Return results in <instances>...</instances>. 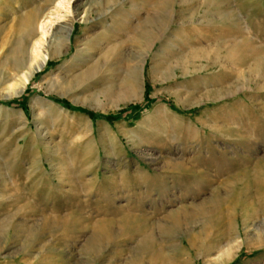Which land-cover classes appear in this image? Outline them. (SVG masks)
Returning a JSON list of instances; mask_svg holds the SVG:
<instances>
[{"label": "rangeland", "instance_id": "rangeland-1", "mask_svg": "<svg viewBox=\"0 0 264 264\" xmlns=\"http://www.w3.org/2000/svg\"><path fill=\"white\" fill-rule=\"evenodd\" d=\"M37 40L47 65L19 92ZM263 197L264 0H0V264L50 260L29 232L54 209L86 225L130 207L179 222L167 264H264ZM88 235L58 262H84Z\"/></svg>", "mask_w": 264, "mask_h": 264}, {"label": "bare ground", "instance_id": "bare-ground-1", "mask_svg": "<svg viewBox=\"0 0 264 264\" xmlns=\"http://www.w3.org/2000/svg\"><path fill=\"white\" fill-rule=\"evenodd\" d=\"M70 1L71 0H50L51 3L53 2V3H55V5L57 7H61V8H66V6L69 5ZM105 1L106 2H113V0H105ZM76 10L77 9L74 10V13L72 14V16L69 19H67V22L64 25L65 30H66V34L63 37L64 44L71 41V34H73L72 31H73L74 26H75V18L79 15V13H76ZM30 18H32V17H30ZM83 20H85V19H83ZM50 21H51L50 18L49 19L43 18L42 21L40 22V24L38 25V27L35 26V30L40 32V34L43 37L46 36V32H47L46 31V25L48 23H50ZM41 44L42 43H40L39 40L35 41L30 48V54L24 58H19L15 64V72H16L15 75L18 76V81L20 83V85L18 87L19 92L24 91V89L30 83V80L32 79V77L34 76V73L36 71L42 70L47 65V61H48L49 56H48V54H44L42 52L41 48H43V47L41 46ZM86 49H87L86 47L79 48V49H77V51H79L78 53H83V52H86ZM29 61H30V63H29ZM15 75H12V78H14ZM12 91L16 92L17 89H12ZM142 177H141V180H142ZM145 179H143V180H145ZM149 181H152V180L150 179ZM155 182L156 181L153 182L154 185H155ZM136 183H137V181H136ZM149 186H146V187L148 188ZM148 191L141 193L143 198L140 200L144 199V201H145V197L147 196ZM217 195H219V194H217ZM129 200H131V199H129ZM76 202H78V201L76 200ZM78 203H76V204H78ZM77 208H80V206H78ZM97 208H99V207H97ZM81 209H82L81 211H83V208H81ZM129 209H125V210L123 209L124 211H121L119 213H117L113 210V212H111V213L107 212L109 214H103L98 209L99 211L97 210V212H100L101 214H103V216L100 217L99 219H96V220H90V222H88V224H86V225L81 224L82 222L79 221L78 216H75L72 213L73 212L72 210H70L72 212L69 211V213L61 214V213H59L60 210L58 211L57 209H54L53 211H51L52 213L50 215L42 216L40 222H33V231L32 232H29V230H27V229H25L23 231H25V232L27 231L30 233L31 241L33 242L32 247L37 246V243L42 242V240H44V238L46 236H49L51 238V241H52L51 244H49L50 242L49 243L43 242L42 245L39 244V245H41V247H39L41 253H44V254H46V256H49V258L51 260V261L50 260H48V261L44 260V263H42L43 260H40L39 262L42 261L41 264H63V262H61V263L58 262L59 259L61 258V254L58 250L59 248L57 247V249L55 251L54 248L52 249V247H56L55 245H57V244L58 245H66V243L68 241H70L71 238L74 237V239H75L77 236H79L80 234H82L83 232H86V231L89 233V235L87 237L86 244L81 249H82L83 254H85V256L87 258L84 262L82 260H78L75 264H100V261L103 260V258L105 257L103 252H105L107 250H109L110 252L113 251L112 252L113 262H111V263L108 262L107 264H141V261L146 257L149 258V260H150L149 264H167V263H165V262H167L166 261L167 258H165L166 255L164 256V253H165L164 250L167 249V248H165L166 247L165 244L171 240L175 241V238L177 235V228H178L177 226L179 225V222L177 225V221H174V222L172 221V224H170L169 226L162 223V222L158 223V224L154 223V225H151V224L147 223V220L145 218L141 219L137 214L134 213V211L137 212L135 210L136 208L133 211H132V209L131 210H129ZM79 210L80 209H78V211H77V209H76V212H79ZM79 213H81V212H79ZM79 213L77 215H79ZM174 214H175V212L172 215L174 216ZM143 217H145V216H143ZM97 218H98V216H97ZM137 218H140L142 221L135 223L136 222L135 220ZM189 218H191V217H189ZM181 224H183V223H181ZM25 226H27V225H25ZM15 227L16 226H13V229H16ZM19 227H21V226H19ZM24 227H22V228H24ZM22 228H20V229H22ZM21 232L19 230L18 233L21 235ZM25 232H23V233H25ZM17 236H19V235H17ZM132 239L133 240L137 239L136 240L137 244L134 247H128L126 241H128V240L130 241ZM184 241H182V242L185 244ZM188 245H191V243L189 242ZM188 245H186V246H188ZM234 245H235L234 243L228 244L227 247L219 253V258L220 259H225V258L229 259V257H231L233 250L235 249L236 245L235 246ZM118 247H120L121 249L117 250ZM112 248H116V249H112ZM172 250H174V249H172ZM178 250H179V248H178ZM30 251H28V252H30ZM122 252L125 253V257L122 256V254H121ZM56 256H57V259H54V257H56ZM172 256L174 258L176 255L172 254ZM166 257L169 258V256H166ZM45 259L47 260V257H45ZM118 260H122V261L118 262ZM23 262H25V261H23ZM143 263L144 262H142V264Z\"/></svg>", "mask_w": 264, "mask_h": 264}]
</instances>
